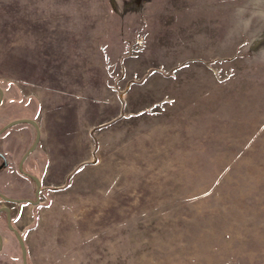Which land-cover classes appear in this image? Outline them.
I'll use <instances>...</instances> for the list:
<instances>
[{
	"label": "rangeland",
	"instance_id": "obj_1",
	"mask_svg": "<svg viewBox=\"0 0 264 264\" xmlns=\"http://www.w3.org/2000/svg\"><path fill=\"white\" fill-rule=\"evenodd\" d=\"M0 86L27 264H264V0H0Z\"/></svg>",
	"mask_w": 264,
	"mask_h": 264
},
{
	"label": "flooded vegetation",
	"instance_id": "obj_2",
	"mask_svg": "<svg viewBox=\"0 0 264 264\" xmlns=\"http://www.w3.org/2000/svg\"><path fill=\"white\" fill-rule=\"evenodd\" d=\"M4 132L5 131H2L0 133V135H3ZM28 147H25L24 149H21V150H16V151H14V153L10 152V151H6L3 148H0V179L1 178L7 179L9 177L8 173L16 172L17 174L22 175L28 181V184L31 183L33 185V189H32L33 198L25 197L24 195L21 194L20 197H15V198H24L25 200L19 201V202H32V200L36 199V194H35L36 181L33 177L28 175V173H31V174L37 176V178L40 180L41 187H42L41 176L38 175L39 173L36 170L37 169V163L35 161H33L32 159H30V154L32 153L33 150L31 152H29L25 156V158L21 161L22 155L24 154V152L26 151V149ZM1 186L4 187V185L0 181V187ZM10 186H16V185H15V183H11ZM24 186H26V185L18 184L17 188H23ZM41 187H40L39 192L41 191ZM38 195H39V193H38ZM7 196L13 197L10 194ZM0 199L7 202V203L17 202V201H7V200L2 199L1 197H0ZM34 203H37V202H34ZM0 205H7V204H0ZM7 206H9V204ZM9 208H10V206H9ZM10 215H11V211H10ZM0 216L6 220V211L1 210ZM6 226H7V223H6Z\"/></svg>",
	"mask_w": 264,
	"mask_h": 264
},
{
	"label": "water",
	"instance_id": "obj_3",
	"mask_svg": "<svg viewBox=\"0 0 264 264\" xmlns=\"http://www.w3.org/2000/svg\"><path fill=\"white\" fill-rule=\"evenodd\" d=\"M3 98V89L0 86V103L1 100ZM20 122H27L30 123L31 125H33L34 129H35V134H34V138L31 142V144L29 145V147L26 149V151L24 152V154L22 155L21 161L25 158V156L31 152L32 150L35 149L38 141H39V137H40V130H39V126L37 121L34 118L31 117H17V118H13L9 121H7L5 124H3L2 126H0V133L2 131H4L6 128L16 124V123H20ZM28 175H30L31 177H33L36 181V189H35V194H36V199L32 200V202H37L38 201V193L41 187V183L40 180L37 178V176L28 173ZM0 197L4 200L7 201H24V198H15V197H10L5 195L4 193H2L0 191ZM4 210L6 211V223H7V227L14 233L18 245L20 247V251H21V258H22V264H27V248H26V244H25V240L23 238V236L21 235L20 231L12 224L11 222V215H10V208L7 205H0V211ZM2 247V236L0 234V249Z\"/></svg>",
	"mask_w": 264,
	"mask_h": 264
},
{
	"label": "crops",
	"instance_id": "obj_4",
	"mask_svg": "<svg viewBox=\"0 0 264 264\" xmlns=\"http://www.w3.org/2000/svg\"><path fill=\"white\" fill-rule=\"evenodd\" d=\"M3 95H4V93H3ZM20 123H27V122H20ZM20 123H16V124H20ZM16 124H14V125H16ZM14 125H12V126H10V127H8V128L5 129V130H7V129H11V130L4 132L3 135H0V148H3L4 150L10 151V152H13V153L16 150H20V145H21L22 141L24 140V139H22V137H23L22 135L23 134H22L21 131L18 132V136H17V130L11 128ZM39 139H40V137H39ZM33 152L34 151H32V153L30 154V159H32L33 161H35L37 163V169H38L40 163L43 160H45L47 158V156L44 157V155H40V156L37 155V154L35 155ZM16 174H17L16 172H10V173H8L9 177L7 179H3V178L0 179V181L2 182V184L4 185V187H6L8 189H10L11 187H14V186H10L11 183H15V185L17 187V185H18L17 182H20V184H22V185H26L27 184L26 182H28V181L22 175L17 174L18 175L17 176ZM42 179L43 178L41 177V181H42L41 190L48 189L49 187L44 184V182H43ZM24 187H23L24 191L25 190L27 191L26 188L28 186L27 187L24 186ZM28 192H29V189H28ZM21 194L24 195L25 197H29L26 193H21ZM18 203H22V202H12L9 205L10 206V211H11V220H12V217H13V214H14L13 205L14 204H18ZM25 203H32V204H34L33 202H25Z\"/></svg>",
	"mask_w": 264,
	"mask_h": 264
}]
</instances>
